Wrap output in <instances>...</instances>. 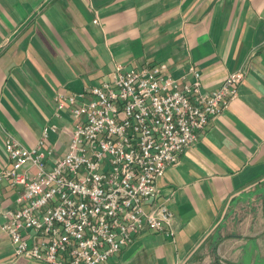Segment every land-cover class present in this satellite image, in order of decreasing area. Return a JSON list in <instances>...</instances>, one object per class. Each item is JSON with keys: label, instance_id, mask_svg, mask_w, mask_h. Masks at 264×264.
<instances>
[{"label": "crops", "instance_id": "crops-1", "mask_svg": "<svg viewBox=\"0 0 264 264\" xmlns=\"http://www.w3.org/2000/svg\"><path fill=\"white\" fill-rule=\"evenodd\" d=\"M117 64L188 82L194 69L205 91L245 77L157 180L175 235L147 231L104 264H264V0H0V171L12 165L5 132L33 149L55 125L47 167L62 158L75 125L57 95L111 80ZM20 190L0 184V264H44L14 259L1 230Z\"/></svg>", "mask_w": 264, "mask_h": 264}, {"label": "built area", "instance_id": "built-area-1", "mask_svg": "<svg viewBox=\"0 0 264 264\" xmlns=\"http://www.w3.org/2000/svg\"><path fill=\"white\" fill-rule=\"evenodd\" d=\"M166 69L117 64L111 80L58 94L57 110L68 109L75 126L67 151L52 167L45 145L57 126L47 125L33 149L5 132L12 165L0 171V184L21 187L19 208L5 213L1 227L14 259L104 264L147 231L175 235V214L160 201L157 180L237 98L245 75L231 73L220 87L205 91L197 70L191 69L188 82ZM28 231L36 243L29 242Z\"/></svg>", "mask_w": 264, "mask_h": 264}]
</instances>
